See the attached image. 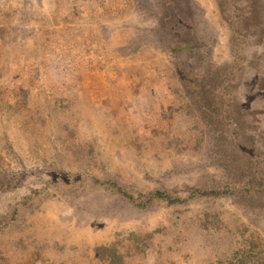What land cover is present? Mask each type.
Masks as SVG:
<instances>
[{
	"label": "rangeland",
	"instance_id": "obj_1",
	"mask_svg": "<svg viewBox=\"0 0 264 264\" xmlns=\"http://www.w3.org/2000/svg\"><path fill=\"white\" fill-rule=\"evenodd\" d=\"M99 246L264 264V0H0V264Z\"/></svg>",
	"mask_w": 264,
	"mask_h": 264
},
{
	"label": "trees",
	"instance_id": "obj_2",
	"mask_svg": "<svg viewBox=\"0 0 264 264\" xmlns=\"http://www.w3.org/2000/svg\"><path fill=\"white\" fill-rule=\"evenodd\" d=\"M173 8L172 5L169 3V6L166 5L165 7V11L168 14H173ZM184 44V43H182ZM248 182H252L251 180H249ZM125 196H127L126 193H124ZM158 198V199H162V200H167V201H171V197L169 195H167L164 192H160V191H156L153 193H150L147 196L148 202H150L151 200ZM94 253L95 255L102 261L103 264H124V259L122 257V255L120 256L117 252V250L115 248L111 247H106V246H99L96 247L94 249Z\"/></svg>",
	"mask_w": 264,
	"mask_h": 264
}]
</instances>
